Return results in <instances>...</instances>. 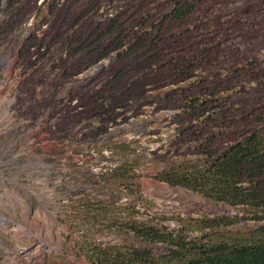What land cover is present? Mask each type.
Returning <instances> with one entry per match:
<instances>
[{
    "label": "trees",
    "instance_id": "trees-1",
    "mask_svg": "<svg viewBox=\"0 0 264 264\" xmlns=\"http://www.w3.org/2000/svg\"><path fill=\"white\" fill-rule=\"evenodd\" d=\"M71 1L55 5H70L75 12L89 6L93 13L77 40V51H88L81 59L90 65L118 53L96 91L78 97L74 114L92 110L89 119L83 117L103 123L116 119L118 109L133 110L141 102L140 107L174 111L170 149L186 145L198 161L179 162L156 179L264 221V98L238 103L234 97L240 85L264 87V63L258 58L264 47V0H175L161 2L157 11V0L150 8H144L146 1L138 8L140 0H126L110 18H104L103 8L111 0ZM27 5L7 0L2 11L14 17ZM69 18L54 11L51 16L54 27ZM68 35L62 40L71 52ZM160 90L156 100L153 93ZM88 103L94 108L87 110ZM108 147L124 160L105 177L115 187L110 193L142 199L139 162L129 158L133 149ZM107 206L109 228L125 238L106 246L87 240L90 264H264V225L243 233L231 227L230 217L146 216L134 206ZM170 220L177 222L176 230L165 226ZM161 245L165 250L157 254Z\"/></svg>",
    "mask_w": 264,
    "mask_h": 264
},
{
    "label": "rangeland",
    "instance_id": "rangeland-1",
    "mask_svg": "<svg viewBox=\"0 0 264 264\" xmlns=\"http://www.w3.org/2000/svg\"><path fill=\"white\" fill-rule=\"evenodd\" d=\"M24 1L31 5L7 17L2 11L7 0H0V264H90L84 249L89 240L106 246L120 244L125 237L109 228L111 214L104 211L114 198L107 199L93 181L102 177L99 168H107L100 167L97 160L104 147L94 142L107 129L89 130L90 122L86 121L80 134L79 117L89 119L94 106L88 103L85 108L91 111L76 116L65 107L62 96L68 93L81 98L83 93H94L105 81L103 74L118 53L90 65L81 59L88 51H77L81 45L77 40L86 32L81 28L91 22L89 6L75 12L70 5H55L60 0ZM144 1V8H150L151 0H140L138 8ZM161 2L170 4L175 0H157L156 11ZM125 4L126 0H111L103 8L104 18L112 17ZM53 11L70 18L54 27ZM63 33H69L71 52L63 45ZM258 58L264 63V47ZM100 63L108 65L87 84L78 83L80 74ZM237 90L234 97L238 103L264 98V87L255 83L240 85ZM163 91H154L156 100ZM141 103L133 110L139 119L146 120L142 142L153 150L149 158L138 161L142 177L136 183L143 198L130 196L139 204V213L230 217L231 227L243 233L262 227L264 221L251 219L253 214L213 203L192 190L156 179L179 162L195 163L198 159L186 145L170 149L176 128L172 125L174 111L151 113L147 105L140 107ZM113 154L114 162L120 161V155ZM107 187L115 189L110 183ZM164 224L169 230L178 228L174 220ZM164 250L165 246H158L156 253Z\"/></svg>",
    "mask_w": 264,
    "mask_h": 264
},
{
    "label": "built area",
    "instance_id": "built-area-1",
    "mask_svg": "<svg viewBox=\"0 0 264 264\" xmlns=\"http://www.w3.org/2000/svg\"><path fill=\"white\" fill-rule=\"evenodd\" d=\"M107 65L108 64L106 63H100L98 66L91 68L87 72L80 74L78 76V79H79L78 83L87 84L90 81V77H92L94 74L97 73V71L106 67ZM62 100L66 104L65 107L69 108L70 110L80 109L78 98L70 97L69 94L67 93L62 96ZM147 109L151 113H153V111L156 110L155 106H150V105L149 106L147 105ZM65 110L66 109H64V111ZM167 111H170V110H167ZM56 121H58V119L54 120V123H55L54 127L57 124ZM86 121L90 122V126L88 127L89 130L94 129V128L100 129L101 127H104V128L106 127L107 129L106 132H104L103 134H101L100 137L94 140L96 145H98L99 147H104L102 152L98 154L97 156L99 165L100 167L107 166V168H105L103 171L101 170L102 168H99V171H101L100 173L102 174V177H99L93 180L94 183H96V185L98 186L97 188L101 190L103 193H105V197H107V199L114 198L115 201L110 202V203L120 205V206L130 205V206H134L135 208L140 207L139 204H136L135 201L132 200L130 196L123 195L119 197L117 195L111 194L110 190L107 187L108 182L107 180H105V177L109 172H112L115 167L121 165L124 162V160L122 159H120V161L116 159L117 162H114L115 161L113 157L114 150L108 147L110 143H116L120 145H129L133 149V152L130 154V157H129L130 161L145 160L146 158H149L151 156L150 150L152 151L153 148H150L149 144L142 142V137L144 136L143 123L146 122V120L139 119L138 116H136L134 110L125 111L124 109H118V115L116 119L112 121H106L102 123L100 119H95V120H87L85 118L80 119L77 125V131L80 132V134L84 133L83 124ZM174 130L175 132H174V136L171 142L175 139V136H176L175 135L176 128ZM113 162L115 164H113ZM94 169L95 168L92 167V170ZM138 170H139L138 172H141L142 170L141 165H139ZM121 190H124V187H121ZM141 193L143 194L142 191ZM157 215H162V214H157Z\"/></svg>",
    "mask_w": 264,
    "mask_h": 264
}]
</instances>
